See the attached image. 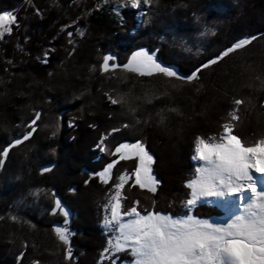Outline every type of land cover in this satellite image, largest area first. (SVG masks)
I'll list each match as a JSON object with an SVG mask.
<instances>
[{
	"label": "trees",
	"instance_id": "16d2710c",
	"mask_svg": "<svg viewBox=\"0 0 264 264\" xmlns=\"http://www.w3.org/2000/svg\"><path fill=\"white\" fill-rule=\"evenodd\" d=\"M96 1L0 0V11L16 17L8 24L11 32L0 37V151L36 128L0 157V264L129 262L128 252L101 258L107 246L103 208L121 172L128 174L126 208L139 201L141 212L184 215L187 182L196 175V137H218L235 99L245 101L233 121L235 134L248 146L264 138V0H153L139 17L131 7L115 12L106 3L97 9ZM252 37L191 83L123 67L144 47L163 65L190 75ZM105 56L118 67L104 71ZM109 97L126 102L112 104ZM114 128L120 131L112 133ZM137 140L154 157L155 193L135 185V157L119 160L115 154L121 142ZM113 161L111 178L101 182L98 171ZM56 199L67 218L53 214ZM190 214L222 211L205 203ZM65 219L71 260L54 232Z\"/></svg>",
	"mask_w": 264,
	"mask_h": 264
},
{
	"label": "snow or ice",
	"instance_id": "6c2138e0",
	"mask_svg": "<svg viewBox=\"0 0 264 264\" xmlns=\"http://www.w3.org/2000/svg\"><path fill=\"white\" fill-rule=\"evenodd\" d=\"M152 3L153 0H130V7L139 9L142 5L151 6ZM4 22L14 23L16 17L4 12L0 15V27H3ZM11 30L10 27H3L0 37ZM68 35L71 37L72 33L68 32ZM254 39L255 37L239 39L220 55L195 68L190 75L181 74L172 65H163L158 62L156 53L150 54L144 49L134 52L123 67L141 76L162 75L191 83L199 79L205 69L221 62L231 53L246 48ZM69 42L72 43L71 40ZM112 59L111 56L104 57V71H108L110 67H118L116 64L110 65ZM109 99L112 104L126 102L123 97ZM233 103L236 107L229 114L231 120L222 125L223 132L218 137H196L195 158L203 163L197 169L196 179L187 185L191 189V198L185 204L189 213L198 204L216 205L225 209V218L216 221L197 218L192 214L173 217L159 211L141 212L138 209L139 201L126 208L122 200L128 178L126 174L121 175L105 205L110 212L105 219V226L117 234L114 243L109 241L111 247L106 248L105 253L128 252L132 257L129 264H264V138L248 146L235 134L233 121L240 119L237 113L239 106L245 101L235 99ZM39 118L40 113H36V119L32 120L33 126ZM123 127L127 128L128 125ZM35 131L36 128L31 127L22 139L15 140L12 145L0 151V157L6 158L12 147L29 140ZM118 131L120 129H112V133ZM105 140L106 137H101V145ZM100 150L104 151L105 148L101 147ZM115 154L119 156V160L135 157V185L151 193L157 191L159 181L152 174L154 157L142 141L120 144L115 149ZM117 162L108 164L98 174L101 182L108 183L111 170ZM4 163L5 160L0 158V165ZM57 211L65 218L70 215L60 199L55 200L53 214ZM16 219L13 217V220ZM67 223L65 219V226L55 227L54 232L66 246L65 259L71 260L73 253ZM23 255L21 253L18 260H22Z\"/></svg>",
	"mask_w": 264,
	"mask_h": 264
},
{
	"label": "rangeland",
	"instance_id": "374dc122",
	"mask_svg": "<svg viewBox=\"0 0 264 264\" xmlns=\"http://www.w3.org/2000/svg\"><path fill=\"white\" fill-rule=\"evenodd\" d=\"M97 3L95 4V7H97V9H98V7H101L103 4H106V3H110V6H111V8H112V10L113 11H115V12H117V11H119L120 10V8L121 7H130V0H98V1H96ZM123 5H129V6H123ZM144 8H145V5H142L139 9H134L135 10V15L137 16V17H139V15H140V13H142L143 12V10H144ZM4 12H7V11H4ZM3 11H0V15H2L3 13H4ZM3 27H9L8 26V23L7 22H4V24H3ZM3 27H0V31H2L3 30ZM140 49H144V50H146V51H148L146 48H144V47H138L137 49H135L134 51H133V53L134 52H136V51H139ZM132 53V54H133ZM150 54H152L153 52H149ZM43 55H46V53L44 52L43 53ZM42 55V56H43ZM130 57H132V55L130 56ZM129 61V60H128ZM159 62V61H158ZM128 63V62H127ZM223 132V129L221 130V132H220V134ZM123 143H132V142H126V141H124V142H121L120 144H123ZM133 143H135V142H133ZM119 146V145H118ZM249 146H251V145H249ZM194 148H195V144H194ZM194 148H193V155L191 156V158H192V160L195 162V167H196V175H195V177L193 178V179H196V176H197V169L199 168V167H201L202 166V163L203 162H201V161H199L198 159H196L195 158V150H194ZM136 164H137V160H136ZM107 167V166H106ZM104 170V168L103 169H101V170H99L98 171V174L100 173V172H102ZM135 170V169H134ZM133 173H134V171H133ZM126 174V176L128 177V174L127 173H124V172H121L120 174H119V177L121 176V175H125ZM118 177V178H119ZM135 177V176H134ZM193 179H191V180H193ZM191 180H189V182L191 181ZM118 182H119V179H118ZM189 182H187V183H189ZM114 191V190H113ZM113 194V192L110 194V196ZM189 197L187 198V200L188 199H190L191 198V189H190V191H189ZM110 196H109V199H110ZM186 200V201H187ZM108 202H109V200L107 201V203L106 204H108ZM105 204V205H106ZM185 204H186V202H185ZM105 205H104V208H103V219L101 220V223H100V225H101V227H102V230L103 231H106L107 232V246L105 247V249L106 248H109V247H111V245H110V243H109V241H112L113 243L115 242V237H116V233H113V232H111L108 228H106V226H105V219L110 215V212H109V210H107L106 208H105ZM210 205H212V204H210ZM185 207V206H184ZM218 207V206H217ZM218 208H220L221 209V211H222V214H220V215H218V216H212V217H198V218H201V219H211V220H216V221H219V220H223L224 218H225V216H226V212H225V209L224 208H221V207H218ZM163 214H165V213H163ZM187 214H190V213H185L184 215H187ZM166 215H168V214H166ZM183 214H180V215H174L173 217H180V216H184ZM172 216V215H171ZM62 227L61 225H59V224H56L55 225V227ZM110 253H112V252H109V253H105V251H104V253H102V255H101V258H103V256H108ZM130 262V261H129ZM129 262H127V261H122L121 262V264H129Z\"/></svg>",
	"mask_w": 264,
	"mask_h": 264
}]
</instances>
